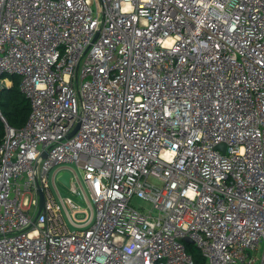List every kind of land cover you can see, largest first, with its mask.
Listing matches in <instances>:
<instances>
[{"label": "built area", "instance_id": "1", "mask_svg": "<svg viewBox=\"0 0 264 264\" xmlns=\"http://www.w3.org/2000/svg\"><path fill=\"white\" fill-rule=\"evenodd\" d=\"M13 76L0 264H264V0H0Z\"/></svg>", "mask_w": 264, "mask_h": 264}, {"label": "trees", "instance_id": "2", "mask_svg": "<svg viewBox=\"0 0 264 264\" xmlns=\"http://www.w3.org/2000/svg\"><path fill=\"white\" fill-rule=\"evenodd\" d=\"M13 84L0 91V109L7 123L15 128L25 125L31 112L29 99L21 91L20 77H12ZM5 123L0 118V144L5 136ZM187 251L191 254L194 264H204L205 257L196 244L185 243Z\"/></svg>", "mask_w": 264, "mask_h": 264}, {"label": "rangeland", "instance_id": "3", "mask_svg": "<svg viewBox=\"0 0 264 264\" xmlns=\"http://www.w3.org/2000/svg\"><path fill=\"white\" fill-rule=\"evenodd\" d=\"M71 166L74 167L77 170L80 179L83 181L84 180V178H83V175H84L83 170L81 168H78L75 164H71ZM51 185H52V188L54 190L55 188H54L53 184H51ZM57 186H58L59 191L62 194V196L70 197L76 202V204L80 205L81 207H86V208L90 209L88 201L86 200L85 197L81 198V197L77 196L74 192H72L68 188V186H66L64 183H62L60 181H57ZM132 204L134 206L140 207V208L141 207H146V208H150L151 207V204H150L149 201H147V200H145V199H143V198H141V197H139L137 195H135L132 198ZM72 228H74V227L72 226Z\"/></svg>", "mask_w": 264, "mask_h": 264}, {"label": "water", "instance_id": "4", "mask_svg": "<svg viewBox=\"0 0 264 264\" xmlns=\"http://www.w3.org/2000/svg\"><path fill=\"white\" fill-rule=\"evenodd\" d=\"M79 127V124L76 126V128L72 131L71 135L78 129ZM220 146H223L225 147L224 144L220 145ZM70 172L68 170L64 171V173L60 176L59 180L60 182L64 183L66 186H70L71 185V181H70ZM38 193L40 195V210L42 209V207L44 206V201H45V196H44V192L43 190L41 189V187L38 188ZM184 241L186 243H189V244H194V240L191 239L189 236H185L184 237Z\"/></svg>", "mask_w": 264, "mask_h": 264}]
</instances>
